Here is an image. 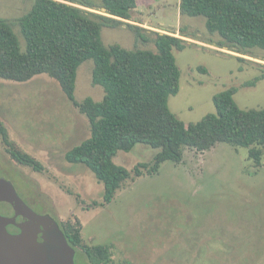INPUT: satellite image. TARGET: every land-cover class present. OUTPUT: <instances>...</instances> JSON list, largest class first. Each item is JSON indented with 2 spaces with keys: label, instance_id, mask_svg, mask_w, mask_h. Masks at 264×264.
Returning <instances> with one entry per match:
<instances>
[{
  "label": "rangeland",
  "instance_id": "1",
  "mask_svg": "<svg viewBox=\"0 0 264 264\" xmlns=\"http://www.w3.org/2000/svg\"><path fill=\"white\" fill-rule=\"evenodd\" d=\"M83 1L102 5V0ZM32 6L33 0H0V18L13 24L23 49L18 19ZM126 21L187 41L183 50H174L180 90L169 99L170 109L184 122L216 112L214 95L232 86L241 108L264 107V79L244 85L262 73L264 49L235 51L208 30L206 17L183 14L180 0H139L132 20ZM102 39L105 45L155 50L152 42H137L124 24L104 26ZM94 66L88 59L78 69V101L88 96L99 101L105 95L92 82ZM0 119L13 145L45 167L38 172L20 164L0 137V177L38 213L80 222L87 244L112 245L109 264H264V155L257 167L245 147L221 143L204 152L187 148L183 162L167 161L158 173L145 171L129 179L102 206L104 185L88 167L65 159L68 149L90 137L91 128L57 80L46 73L27 82L0 78ZM158 151L138 143L130 152L119 151L114 161L133 171ZM75 264L94 263L78 249Z\"/></svg>",
  "mask_w": 264,
  "mask_h": 264
},
{
  "label": "trees",
  "instance_id": "2",
  "mask_svg": "<svg viewBox=\"0 0 264 264\" xmlns=\"http://www.w3.org/2000/svg\"><path fill=\"white\" fill-rule=\"evenodd\" d=\"M138 5L139 0H102L100 6L83 0H33L31 10L18 19L24 49L13 24L0 18V78L27 82L46 73L88 118L90 137L64 156L70 163L88 167L104 185L102 206L111 203L129 179L145 171L158 173L167 161L183 162L187 148L204 152L221 143L245 147L257 167L262 166L264 155V107L241 108L235 86L215 94L216 112L197 122L186 123L172 112L169 99L178 94L181 77L174 50H183L187 41L127 22ZM102 8L105 14L97 12ZM180 9L183 14L206 17L208 30L235 51L264 49V0H180ZM121 24L132 28L137 42H152L155 50L105 45L102 28ZM88 59L95 63L93 84L105 91L99 101L90 96L76 99L78 69ZM200 69L208 71L204 66ZM261 72L244 85L254 86L264 79V69ZM0 137L17 162L34 171L45 170L36 157L13 145L1 119ZM138 143L159 149L153 160L138 163L133 171L114 161L119 151L130 152ZM61 226L69 242L94 264L112 261V245L87 244L80 222L66 220Z\"/></svg>",
  "mask_w": 264,
  "mask_h": 264
},
{
  "label": "water",
  "instance_id": "3",
  "mask_svg": "<svg viewBox=\"0 0 264 264\" xmlns=\"http://www.w3.org/2000/svg\"><path fill=\"white\" fill-rule=\"evenodd\" d=\"M57 221L33 210L0 177V264H75Z\"/></svg>",
  "mask_w": 264,
  "mask_h": 264
},
{
  "label": "flooded vegetation",
  "instance_id": "4",
  "mask_svg": "<svg viewBox=\"0 0 264 264\" xmlns=\"http://www.w3.org/2000/svg\"><path fill=\"white\" fill-rule=\"evenodd\" d=\"M28 204V203H27ZM29 205V204H28ZM32 208V207H31ZM33 209V208H32ZM34 210V209H33ZM37 212V211H36ZM38 213V212H37ZM39 214H41V213H39ZM43 215H50V214H48V213H45V214H43ZM52 218H54L56 221H57V223H58V226H59V228L61 229V231L64 233V231H63V229H62V226H61V223L63 222V221H60L58 218H56V217H54V216H52V215H50ZM64 235H65V237H66V239H67V241H68V243H69V245L71 246V247H73L74 249H75V251H77L76 250V248L69 242V240H68V238H67V236H66V234L64 233ZM75 255H76V252H75Z\"/></svg>",
  "mask_w": 264,
  "mask_h": 264
}]
</instances>
